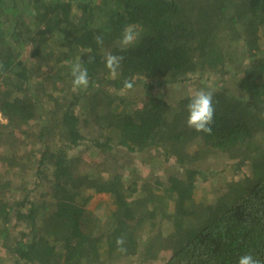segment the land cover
I'll list each match as a JSON object with an SVG mask.
<instances>
[{
    "label": "trees",
    "instance_id": "1",
    "mask_svg": "<svg viewBox=\"0 0 264 264\" xmlns=\"http://www.w3.org/2000/svg\"><path fill=\"white\" fill-rule=\"evenodd\" d=\"M182 88L213 91L211 135ZM0 115V264L264 261V0H0ZM216 158L238 180L208 203Z\"/></svg>",
    "mask_w": 264,
    "mask_h": 264
},
{
    "label": "clouds",
    "instance_id": "2",
    "mask_svg": "<svg viewBox=\"0 0 264 264\" xmlns=\"http://www.w3.org/2000/svg\"><path fill=\"white\" fill-rule=\"evenodd\" d=\"M138 31L136 25L129 24L124 27L120 40L118 41L121 50H126L130 46H133L138 39ZM98 46L103 45V36L97 35L94 37ZM123 56L107 53L104 57L105 68L108 70L109 77L115 79L118 75V70L121 67ZM72 88L73 91L84 90L89 86L88 70L82 67V64L77 62L71 68ZM124 88L131 90L133 88V82L125 80ZM213 91L200 89L197 90L190 98L187 105V120L186 126L194 129L197 132H203L205 134H212V124L214 117V105H213ZM116 244L119 251H124L122 247L124 244V237L117 238ZM237 264H264V261L253 256L251 252L246 253L238 257Z\"/></svg>",
    "mask_w": 264,
    "mask_h": 264
},
{
    "label": "rangeland",
    "instance_id": "3",
    "mask_svg": "<svg viewBox=\"0 0 264 264\" xmlns=\"http://www.w3.org/2000/svg\"><path fill=\"white\" fill-rule=\"evenodd\" d=\"M98 1V0H97ZM80 12H76V14L78 15ZM35 46V48H40L39 47V44H35L34 45ZM213 81H215V78H213ZM196 86V85H195ZM194 86V87H195ZM186 89H187V87H186ZM188 90V89H187ZM157 91H160L161 93H166V91H168V90H166V88H161V90H160V88H158L157 89ZM156 91V92H157ZM177 93L179 92H181L180 93V95L182 96V97H184V96H192L194 93H195V91H190V92H185V89L184 88H182V89H180V91L179 90H177L176 91ZM0 121H2L3 123H5V121L3 120V118L1 117V115H0ZM152 155H153V153H152ZM241 157H246V155H244V154H242L241 155ZM88 159H89V157H87L86 158V160L88 161ZM99 159V158H98ZM216 159H218V158H216ZM97 160V157H95V158H93V157H91V159H89V161L88 162H90V164H92L93 162H97L96 161ZM93 161V162H92ZM172 164H173V162H170V164H167V166H168V168L170 169V171H169V173L171 174V172H172V168H170V167H172ZM228 164H232V163H227V160H225V159H218V160H211V161H209V165L211 166V168H212V170L214 171V172H217L218 171V174L219 175H216V176H214L213 178H210L209 179V181H201L200 180V182H199V184H200V190H201V192L203 193V196L206 198V201L208 202V203H210V199H211V197H212V195L214 194V191H215V187H214V183H216V184H221V183H223V182H235V181H237L238 179H237V177H238V175H235V173L234 172H231V171H233V170H231V171H226L225 173H223V174H220L219 173V170H221L223 167H225V166H228ZM143 166V165H142ZM140 167V170L141 171H143L142 172V174L143 175H147V179H152L153 181H155L156 179H157V177L158 176H163V174L166 172V171H168L169 169H167V167H166V169H160L159 167H157V165L154 167H152V169H150L149 171L148 170H145L143 167ZM148 168H150V167H147L146 169H148ZM207 168H208V165H206V167H205V170H207ZM145 171V172H144ZM208 173H209V171H207ZM242 172L243 173H247V174H249L250 176H252L253 174H252V170L250 169V168H247V166L245 165V166H243L242 167ZM237 174V173H236ZM242 175V174H241ZM207 177H209V176H207ZM150 185H148L147 187H149ZM209 201H208V200ZM173 213H174V211H171V213H170V216H174L173 215ZM174 218V217H173ZM173 221V220H172ZM166 226V225H165ZM171 226L168 224V226H166L164 229H163V231L162 232H168L171 228H170ZM0 253L1 254H4V252H3V250H1L0 251Z\"/></svg>",
    "mask_w": 264,
    "mask_h": 264
}]
</instances>
